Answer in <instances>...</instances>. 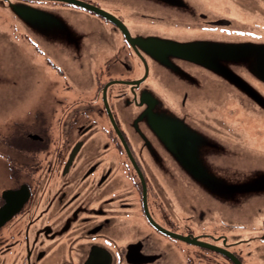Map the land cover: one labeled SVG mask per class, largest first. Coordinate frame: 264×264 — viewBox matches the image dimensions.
<instances>
[{
    "label": "flooded vegetation",
    "instance_id": "obj_1",
    "mask_svg": "<svg viewBox=\"0 0 264 264\" xmlns=\"http://www.w3.org/2000/svg\"><path fill=\"white\" fill-rule=\"evenodd\" d=\"M35 1L80 8L95 23L99 17V23L118 36L117 53L124 59L116 60V68L97 83L87 113H71L75 102L56 92L48 104L22 107L14 102L11 117L6 95L16 93L21 99L23 91L15 69L7 66L5 71L2 64L7 57L4 41L11 38L0 33V264H264V207L251 202L250 195H233L254 189L232 191L230 187L246 184L217 181L213 174L202 176L192 151L186 152L188 156L176 150L169 156L145 151L143 138H153V124L150 121L152 130L147 133L149 122L138 117L142 93L155 92L146 83L150 61L140 52L153 22L161 41L157 43L168 54L173 50L165 46L170 39L164 37L197 41L205 38L199 31H211L210 40L245 41L258 28L254 19L264 29V0H235L243 8L237 7V14L253 15L249 23L232 7L218 15L214 0H152L159 4L150 0L161 7L156 13L148 10L153 9L146 6L149 0H129L132 14L148 21L132 27L97 0H0V26L7 25L10 31L20 28L22 35H17L33 46L36 32L21 24L15 8L19 3L29 9L37 5ZM102 12L119 21L127 36ZM262 48L258 46L256 54ZM180 55L160 66V74L153 77L160 82L176 79L196 90L202 85L200 66ZM47 63L59 71L49 59ZM185 69L199 78L186 75ZM165 88L168 92L167 84ZM181 94L178 108L185 109L189 91ZM246 103L251 104L249 99ZM91 113V120L75 124ZM126 120L133 122V129ZM174 131L179 133L176 127ZM172 162L180 167L178 172L171 170ZM198 187L205 189L206 200L186 191ZM253 203V210L246 213Z\"/></svg>",
    "mask_w": 264,
    "mask_h": 264
},
{
    "label": "rangeland",
    "instance_id": "obj_2",
    "mask_svg": "<svg viewBox=\"0 0 264 264\" xmlns=\"http://www.w3.org/2000/svg\"><path fill=\"white\" fill-rule=\"evenodd\" d=\"M97 1L107 11L121 16L130 27L148 23L132 14L133 9L127 4L129 0ZM152 2L146 5L153 8L148 10L154 11L153 13L161 12L160 6L157 8ZM34 3L37 5L28 6L29 9L18 3L15 9L20 13L15 12L18 13L17 16L24 27L36 32L33 40L37 47L20 37L22 35L20 28L18 31H10L7 25L5 28L0 26V33L11 38L4 41L7 57L2 64L5 71L8 70L7 66L15 69L20 80V91H23L21 99H18L16 93L6 95L5 102H9V105H6L7 111L11 117L15 115L14 102L21 104L22 107L48 104L53 98L52 95L57 92L58 96L65 93L70 103L75 102L74 107H71V113L74 110L82 112L88 107L87 102L93 99L97 83L106 79L111 74L109 71L116 68V60L124 59L123 55L117 53L118 46H121L120 40L110 32L109 26L99 23V17L96 16L98 22L95 23L93 19L85 18L84 15L87 13L80 8L57 2ZM244 5L246 4H243V7ZM214 6L213 11L216 10L214 12L218 15H223L222 11L232 7L235 15H245L240 16L241 20L249 23L254 18L253 15H246L244 11L237 14V7L242 8V4H237L235 0L226 2L214 0ZM253 21L257 23L258 28L256 30L253 28L255 34L246 37L248 39L245 41L210 40L208 37L213 34L211 31L196 32L199 36L205 37L197 41L179 40L175 36L164 37L178 44L190 42L194 47L193 58L196 60L192 61L191 58L188 61L200 66L201 78L186 69L187 74L185 71L178 73L191 75L194 79L199 78L202 85L196 90L183 87L176 79L169 82L166 78L160 82L157 77H153L154 74H160V69L168 60H174L176 57L174 54H168L157 43L158 28L153 22L154 29L145 34V40L140 47V52L150 61V73L146 83L149 84L150 90L155 91L152 95L147 89L139 99L143 109L138 117L149 122L147 133L152 130L150 121L153 124L151 131L153 138L146 135L143 138L145 151L167 156L172 150L181 151L186 156H188L186 152L192 151L202 176L213 174L214 177H219L218 180L215 178L217 181L252 185L264 180V85L255 76L256 51L258 46L264 45V29L259 28L261 25L258 24V18ZM66 29L70 34L66 33ZM171 31L174 34V31ZM19 33L21 35H17ZM214 46L224 52L220 56L212 57L209 49ZM47 59L59 71L54 70L47 63ZM129 61L137 67L133 59ZM151 62L159 67V70L154 68ZM142 67L140 66V71ZM174 69L178 71L179 68L174 66ZM5 74L13 76L7 72ZM94 75H98L97 81L93 80ZM24 86L28 88L27 91ZM183 91H189L185 109L182 106L178 108ZM195 91L202 94L193 93ZM159 95L164 99L160 97V101L157 98ZM247 99L250 100V105L246 103ZM90 115L84 120L76 121L75 124L91 120L94 114ZM132 123L126 120L128 128L133 129ZM174 127L179 133L174 131ZM183 161L189 159L183 158ZM169 166L173 172L175 170L178 172L180 168L174 162ZM183 174L182 171L181 179L184 178ZM196 190L186 189L192 197L207 199L208 195L204 188L198 187ZM233 195H250L251 202L258 201L257 203L264 207V183L253 191ZM253 205L254 203L245 210L246 213L253 210ZM231 214H234V211ZM231 218L236 219L232 216ZM214 225L216 226L215 223Z\"/></svg>",
    "mask_w": 264,
    "mask_h": 264
},
{
    "label": "water",
    "instance_id": "obj_3",
    "mask_svg": "<svg viewBox=\"0 0 264 264\" xmlns=\"http://www.w3.org/2000/svg\"><path fill=\"white\" fill-rule=\"evenodd\" d=\"M104 13L107 18L112 21L113 23H117L119 24V21H117L115 18H113L111 15ZM119 26L121 27V30L123 31V33L127 36V34L124 32L125 31V27L122 24H119ZM158 42H161L158 40ZM166 42V41H165ZM169 43L168 45L165 44V46H169L173 51H170L171 54H174L175 56H181V58L184 59H193V50L194 47H192L191 45H186V44H178L176 42H167ZM191 46V47H190ZM190 48V49H188ZM222 52H224L221 48L219 47H212L209 49V53L213 54L214 56H220L222 54ZM180 53V54H179ZM255 71H256V76L257 78H259L263 83H264V48L260 49L257 54H256V61H255ZM171 136V135H170ZM75 150H73V152L71 153L70 158L72 159V157L75 155ZM193 175V174H192ZM194 177H196V174L193 175ZM203 176H208L207 174H203ZM201 181H203L201 179ZM264 183V180L259 181L255 184L252 185H246V186H236V187H230V190L232 191H243V190H253L256 189L257 187H259L260 185H262Z\"/></svg>",
    "mask_w": 264,
    "mask_h": 264
}]
</instances>
